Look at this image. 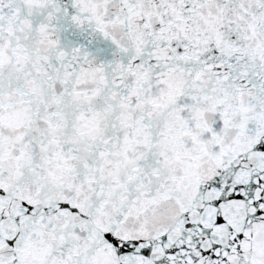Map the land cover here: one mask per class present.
I'll return each mask as SVG.
<instances>
[{
  "label": "snow or ice",
  "instance_id": "snow-or-ice-1",
  "mask_svg": "<svg viewBox=\"0 0 264 264\" xmlns=\"http://www.w3.org/2000/svg\"><path fill=\"white\" fill-rule=\"evenodd\" d=\"M0 264H264V0H0Z\"/></svg>",
  "mask_w": 264,
  "mask_h": 264
}]
</instances>
